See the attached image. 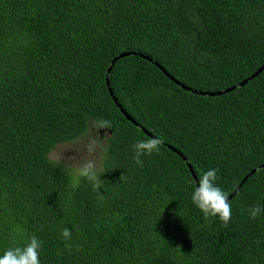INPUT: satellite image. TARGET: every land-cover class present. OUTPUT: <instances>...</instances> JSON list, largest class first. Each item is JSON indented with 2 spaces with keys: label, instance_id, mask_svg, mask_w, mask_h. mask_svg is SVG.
Masks as SVG:
<instances>
[{
  "label": "trees",
  "instance_id": "trees-1",
  "mask_svg": "<svg viewBox=\"0 0 264 264\" xmlns=\"http://www.w3.org/2000/svg\"><path fill=\"white\" fill-rule=\"evenodd\" d=\"M262 66L264 0H0V255L36 235L41 264H264ZM102 119L103 199L49 157ZM211 168L227 227L191 202Z\"/></svg>",
  "mask_w": 264,
  "mask_h": 264
},
{
  "label": "clouds",
  "instance_id": "clouds-1",
  "mask_svg": "<svg viewBox=\"0 0 264 264\" xmlns=\"http://www.w3.org/2000/svg\"><path fill=\"white\" fill-rule=\"evenodd\" d=\"M95 129H111L112 124L108 120H98L94 124ZM162 140L159 138H149L137 140L133 145V160L139 167H143L142 157L151 156L153 153L159 154ZM97 145V138L94 137L85 144V150L91 156ZM219 170L211 168L199 176L191 194V202L201 211L203 219L208 221L210 217H218L222 226L227 227L232 219V206L228 199V194L216 184L219 179ZM100 171L97 170L96 161L86 158L76 169V177L73 181V188L79 186V178L83 177L92 183L93 190L103 199L100 189L103 181L100 179ZM264 214V204L257 203L249 209L250 219L255 220ZM61 237L65 241V247L71 251L72 244L68 243L72 239L71 230L67 227L61 231ZM43 242L32 235L24 246H14L6 249L0 255V264H41L40 250ZM77 250H82L78 246Z\"/></svg>",
  "mask_w": 264,
  "mask_h": 264
},
{
  "label": "rangeland",
  "instance_id": "rangeland-1",
  "mask_svg": "<svg viewBox=\"0 0 264 264\" xmlns=\"http://www.w3.org/2000/svg\"><path fill=\"white\" fill-rule=\"evenodd\" d=\"M105 129L91 128L89 132L80 140L74 142L61 143L49 153V157L54 160H62L68 165L74 166L76 169L84 162L86 158L96 161L97 170H101V153L106 146ZM107 133V132H106ZM97 138V145L94 153L89 156L85 150V144L92 138Z\"/></svg>",
  "mask_w": 264,
  "mask_h": 264
},
{
  "label": "water",
  "instance_id": "water-1",
  "mask_svg": "<svg viewBox=\"0 0 264 264\" xmlns=\"http://www.w3.org/2000/svg\"><path fill=\"white\" fill-rule=\"evenodd\" d=\"M134 53V52H133ZM129 53H121L119 54L118 56H116L113 60H112V64H114L118 59H120L121 57H124L125 55H128ZM143 56V58L151 61V62H154L156 66H158L160 69H162L164 71V73L171 79L173 80L174 82H176L177 84L181 85L183 88H186V89H189L188 86L184 85L182 82L178 81L173 75H171L158 61H154V59L152 57H150L149 55H144V54H141ZM264 66H262L261 68H259L257 70V72H255L251 77H255L259 72H261V70L263 69ZM109 71L111 70V67L108 69ZM249 78H247L244 82L241 83L244 84L245 82L248 81ZM109 77H107V82L108 84H110V81H109ZM237 86H233L231 88H228L226 89L224 92L226 91H231L233 89H235ZM109 90H110V93L113 95L114 97V100L117 101V98L114 96L113 94V90L111 88V86L109 87ZM223 91H220V92H210L211 95H216V94H222ZM118 102V101H117ZM127 117L129 119L132 120V117L130 115H127ZM135 122V121H134ZM173 150H175L176 152H178L179 154H181L177 149H175L174 147L170 146ZM246 179V178H245ZM242 183L238 186V188L234 191V194L238 191V189L241 187Z\"/></svg>",
  "mask_w": 264,
  "mask_h": 264
}]
</instances>
